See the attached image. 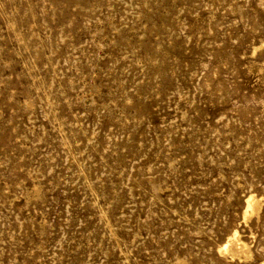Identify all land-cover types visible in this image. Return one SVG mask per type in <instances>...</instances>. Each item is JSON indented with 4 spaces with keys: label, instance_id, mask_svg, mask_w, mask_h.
Returning a JSON list of instances; mask_svg holds the SVG:
<instances>
[{
    "label": "rangeland",
    "instance_id": "374dc122",
    "mask_svg": "<svg viewBox=\"0 0 264 264\" xmlns=\"http://www.w3.org/2000/svg\"><path fill=\"white\" fill-rule=\"evenodd\" d=\"M0 264H264V0H0Z\"/></svg>",
    "mask_w": 264,
    "mask_h": 264
},
{
    "label": "bare ground",
    "instance_id": "6f19581e",
    "mask_svg": "<svg viewBox=\"0 0 264 264\" xmlns=\"http://www.w3.org/2000/svg\"><path fill=\"white\" fill-rule=\"evenodd\" d=\"M246 210L244 211V218H249L251 214L257 213L260 208L261 199L257 197L254 193H249L246 196ZM220 252L230 253L232 256L235 254L244 253L245 255H250L251 250L247 244L241 240L238 235V231H234L232 236L220 246ZM245 257V256H244Z\"/></svg>",
    "mask_w": 264,
    "mask_h": 264
}]
</instances>
